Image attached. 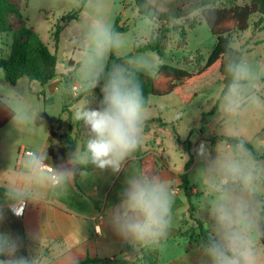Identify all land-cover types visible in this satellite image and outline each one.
Here are the masks:
<instances>
[{
    "label": "clouds",
    "instance_id": "1",
    "mask_svg": "<svg viewBox=\"0 0 264 264\" xmlns=\"http://www.w3.org/2000/svg\"><path fill=\"white\" fill-rule=\"evenodd\" d=\"M209 12L214 19L215 9ZM118 37L103 21L90 25L78 72L83 91L94 94L99 88L100 97L95 106L81 105L74 112L75 120L88 130L87 139L83 146L76 145L66 161L55 166L39 148L27 149L23 156L17 154L14 178L0 183L4 190L0 223L6 218L5 208L19 216L29 204L64 195L86 166L119 174L134 157L148 118L138 71L151 64L145 58L137 61L139 68H132L127 62L109 65L110 53L121 45ZM224 71L227 80L216 114L239 121L249 108L264 110V101L248 91L253 70L247 62L234 59L224 65ZM0 88L11 90L3 75ZM5 106L12 113L10 122L14 127L35 119V113L25 110L21 100ZM193 151L199 165L196 179L203 193L200 209L206 222L200 245L201 264H264V216L252 200L254 189L264 177V167L249 158L251 152L241 138H237L231 152L223 155L214 154L203 140ZM184 155L187 162L190 157ZM173 203L174 193L167 181L159 175L136 171L126 176L119 203L108 212L109 222L127 243L153 245L168 234ZM37 237L32 234L33 239ZM21 247L20 237L0 231V264H54L42 253L19 255ZM66 259L69 264H79L73 252Z\"/></svg>",
    "mask_w": 264,
    "mask_h": 264
},
{
    "label": "rangeland",
    "instance_id": "2",
    "mask_svg": "<svg viewBox=\"0 0 264 264\" xmlns=\"http://www.w3.org/2000/svg\"><path fill=\"white\" fill-rule=\"evenodd\" d=\"M19 5L27 25L35 29L42 41L56 53L58 76L55 79L62 80L63 84L59 91L51 96L47 88L44 93L40 92L42 87L40 84L35 83L33 87L34 83L29 82L27 78L20 80L16 89L30 103L29 105L23 101L24 108L30 112L34 110L37 114L30 124L18 128L11 125L0 134V178L4 171L13 166L15 154L20 148H36L37 143L45 136L49 123L43 119L44 113L50 116L54 123L67 129L69 123L75 120L74 112L79 106L86 104L89 100L98 99L100 89L97 88L94 94L83 91L78 72L85 52L89 27L93 22L103 21L112 29L116 17L121 15V25H126L128 31L119 34L121 45L113 53L118 57L127 56L128 62L134 68L140 67L137 61L146 58L151 66L139 72L153 77L157 74L159 67L164 64L196 71L198 68L196 59L199 62L207 60L216 44V37L213 36L206 22L201 19L200 11L191 15V17L196 16L200 24L189 28L183 20L177 21L176 24L157 25L154 20L139 13L134 0H20ZM73 13H78V18L64 28L55 47L52 31L62 17ZM165 33L169 38L164 42L160 52L137 50L139 46L147 44L155 34ZM263 40L264 30L253 35L251 30H248L241 37L233 34L231 50L221 63L191 84L179 87L172 94L164 97L151 96L149 99L147 120L160 118L162 122H145L142 135H147V146L151 147L152 141L158 143L171 166L183 172L187 163L184 155V153L188 154L187 145L179 144L177 138L182 142L188 140L192 144L194 163L187 175L188 180L197 189L196 194L192 190V200L195 204L194 215L202 222H205L204 213L200 209L203 193L201 184L196 179L199 165L193 151L199 143L202 140L206 141L214 154L218 152L223 155L231 152L232 145L226 141L212 144L208 138L237 137L251 144L258 153L264 154V110L259 107L249 108L243 119L239 121L226 120L216 114L217 109L212 113L215 106H218L225 88L227 73L224 71V65L236 57L247 62L253 70V79L248 91L264 101ZM12 42V32L0 34V58L10 54ZM0 75L4 76V73L0 71ZM63 76L66 77L65 80ZM28 83L32 84L29 86ZM29 106L33 109L32 111ZM86 133L82 131L79 138L87 139ZM249 158L252 159V156ZM254 162L258 167H264V161L254 160ZM148 170L149 166L145 168V171L148 172ZM160 172L171 177L173 182L177 179L174 170H167V172L160 170ZM254 193L252 200L264 216V177H261ZM187 209L188 207L185 206V213ZM179 210H182L181 204ZM178 213L171 217V226L180 224L182 216ZM261 228L264 229V220L261 222ZM181 238L182 236L179 235L176 241H166L160 245L163 259H169L172 254L177 253L175 243L181 244ZM187 245L188 242L185 245L182 244L183 249H186ZM261 247H264L262 241Z\"/></svg>",
    "mask_w": 264,
    "mask_h": 264
},
{
    "label": "crops",
    "instance_id": "3",
    "mask_svg": "<svg viewBox=\"0 0 264 264\" xmlns=\"http://www.w3.org/2000/svg\"><path fill=\"white\" fill-rule=\"evenodd\" d=\"M249 30L252 35L263 31L253 30L252 27ZM18 83L10 85L7 82L10 91L0 88V134L12 125L10 122L12 113L5 103H15L17 100H21L30 105L28 100L17 91ZM33 83H28V85L32 84L34 87L38 82ZM62 84V80L53 79L47 84H40L42 86L40 92L44 93L47 88L53 96L59 91ZM43 97L45 98L44 94ZM29 108L31 111L33 110L30 106ZM32 112L37 114L34 110ZM48 117L54 123L51 117ZM54 124L59 127L57 134L52 137L49 124L45 136L37 143L36 148L46 152L55 166L66 161L68 154L75 151L76 145L83 146L86 139H78L74 149L71 150L62 138V135L70 130L71 124L69 123L67 129L58 123ZM51 137L52 142H50ZM146 137L147 135H142V142L134 157L126 162L124 170L119 174H112L110 171L101 172L92 166H86L82 169L83 175H78L75 178L64 195L50 197L39 204H29L24 209L23 217H16L5 208L6 218L0 223V231H6L21 238L22 247L19 255L42 253L45 257H50L54 264H69L66 257L70 252L74 253V260H78V262L91 258L99 260L96 264H145L141 261L143 250L151 248L152 245H133L124 241L111 226L108 212L119 203L126 176L136 171L147 172L145 168L149 166L147 173L161 176L174 193L171 217L178 212L182 216L180 224L170 225L167 236L154 244L158 248L159 264H201V241H199L198 231H190V228L195 225L188 218V209L185 213V206L189 207L185 193L181 188V175L185 173V166L183 172L173 168L160 148L161 146L152 141V146L148 147ZM15 160L16 157H14ZM160 170L163 172L174 170L177 179L174 182L171 181V177L163 175L164 173ZM14 175L12 166L2 173L0 183L13 179ZM189 185L193 193L196 194L197 189L190 181ZM2 200L3 197H0V202ZM180 204L182 210H179ZM203 223L206 227V222ZM32 234H37V239H33ZM179 235L182 236V240H180L182 243L179 245L175 243V252L177 253L172 254L169 259H163L160 245L166 241H176ZM191 236L193 242L198 241V244L192 248L189 247L192 242ZM187 242V248L183 249L182 244L185 245Z\"/></svg>",
    "mask_w": 264,
    "mask_h": 264
},
{
    "label": "trees",
    "instance_id": "4",
    "mask_svg": "<svg viewBox=\"0 0 264 264\" xmlns=\"http://www.w3.org/2000/svg\"><path fill=\"white\" fill-rule=\"evenodd\" d=\"M135 5L140 14L148 16L158 24H176L177 21L183 20V23L189 28H194L199 25L196 16L191 15L200 11V17L208 25L213 36L216 37L214 45L207 60H201L198 63L196 71H191L180 66L164 64L159 67L157 74L153 77L138 71V78L141 82L145 99L146 107L149 106L151 96L164 97L177 91L179 87L186 84H191L198 78L205 75L213 69L218 63H221L228 52L231 50L232 36L236 34L241 37L251 27L253 30H264V0H134ZM20 0H0V34L12 32L13 42L9 55L0 58V70L4 73L7 82L10 85H16L21 78H27L30 82H38L41 85L47 84L58 76L57 73V56L52 52L49 46L42 41L40 35L35 29L27 25V20L24 19L21 9ZM27 3V2H26ZM215 9V18L213 19L209 9ZM78 18V13L68 14L60 19L55 30L52 31V38L57 46L59 35L65 27L72 21ZM256 20L253 21L252 19ZM121 15L117 16L112 26L114 32L118 34L126 33L128 27L121 25ZM252 22V24H251ZM168 35H154L150 41L137 48L138 51H156L160 52L163 49V44L168 40ZM235 59H239L236 57ZM113 62L118 64H127L128 57H118L113 52L110 53L108 64ZM134 68V67H132ZM65 80L66 77L63 76ZM100 97V94H99ZM98 97V98H99ZM97 100H89L85 105L95 106ZM217 109L215 106L214 111ZM43 118L50 124L52 137L57 134L58 126L51 122L46 113ZM161 121L160 118L149 119L146 122ZM165 124V123H164ZM82 131L88 130L81 121L74 120L71 123L70 130L62 135V138L67 143L68 148L73 150L79 135ZM52 137L50 142H52ZM212 144H218L221 141H226L229 145H234L237 137L214 136L208 138ZM245 141V140H244ZM179 144L187 145V153L190 159L185 165V173L181 175V188L185 193L189 207L188 218L194 223L195 227H191L190 231H198L199 241L202 242L205 236V225L202 221L195 217V204L193 203L192 188L189 185L188 171L194 163L192 152V144L187 140L182 142L177 138ZM246 142V141H245ZM247 148L251 152L252 158L256 161L264 160V154H259L255 148L246 142ZM3 189H0V197H3ZM184 222H186L184 220ZM192 241V236H191ZM264 242V241H262ZM198 241L191 242L189 247H195ZM141 261L145 264H159L158 248L152 245L151 248L143 250ZM97 259L86 258L80 261L79 264H96Z\"/></svg>",
    "mask_w": 264,
    "mask_h": 264
},
{
    "label": "built area",
    "instance_id": "5",
    "mask_svg": "<svg viewBox=\"0 0 264 264\" xmlns=\"http://www.w3.org/2000/svg\"><path fill=\"white\" fill-rule=\"evenodd\" d=\"M74 89H76V87H74ZM25 150H27L26 148H24V147H22L20 150H19V155L20 156H23V154H24V152H25ZM23 214H24V211H23ZM23 214L22 215H19V216H17V215H15L16 217H23Z\"/></svg>",
    "mask_w": 264,
    "mask_h": 264
}]
</instances>
